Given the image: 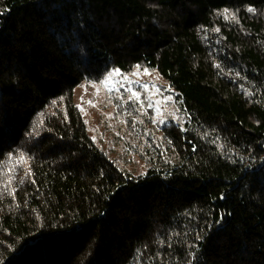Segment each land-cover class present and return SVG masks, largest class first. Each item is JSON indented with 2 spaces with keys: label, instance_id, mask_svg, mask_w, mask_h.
Segmentation results:
<instances>
[{
  "label": "trees",
  "instance_id": "16d2710c",
  "mask_svg": "<svg viewBox=\"0 0 264 264\" xmlns=\"http://www.w3.org/2000/svg\"><path fill=\"white\" fill-rule=\"evenodd\" d=\"M112 68L180 108L139 175L75 98ZM0 264H264V0H0Z\"/></svg>",
  "mask_w": 264,
  "mask_h": 264
},
{
  "label": "rangeland",
  "instance_id": "374dc122",
  "mask_svg": "<svg viewBox=\"0 0 264 264\" xmlns=\"http://www.w3.org/2000/svg\"><path fill=\"white\" fill-rule=\"evenodd\" d=\"M170 90L157 71L136 69L122 73L112 68L101 80L83 81L76 88L75 98L97 146L120 168L139 175L145 163L132 149L137 134L132 126L138 124L141 113L152 117L153 125L177 120L180 108ZM130 96L138 114L126 110Z\"/></svg>",
  "mask_w": 264,
  "mask_h": 264
},
{
  "label": "snow or ice",
  "instance_id": "6c2138e0",
  "mask_svg": "<svg viewBox=\"0 0 264 264\" xmlns=\"http://www.w3.org/2000/svg\"><path fill=\"white\" fill-rule=\"evenodd\" d=\"M143 87H146V86H143ZM118 90V89H117ZM126 90H129V89H126ZM132 97L130 96L129 97V101H131ZM149 107H151V104H149Z\"/></svg>",
  "mask_w": 264,
  "mask_h": 264
}]
</instances>
